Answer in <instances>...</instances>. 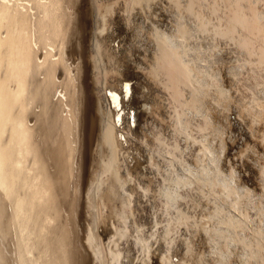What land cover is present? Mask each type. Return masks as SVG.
I'll return each instance as SVG.
<instances>
[{"label": "clouds", "instance_id": "obj_1", "mask_svg": "<svg viewBox=\"0 0 264 264\" xmlns=\"http://www.w3.org/2000/svg\"><path fill=\"white\" fill-rule=\"evenodd\" d=\"M103 4L111 22L108 32L114 30L117 5H124L119 14L130 33L124 56L133 61L134 52L142 54L137 71L158 90V110L167 117L157 115L159 123H150L137 141L147 169L155 174L147 184L128 172L127 154L115 141L110 165L92 182V227L112 231L104 264H121L122 259L130 264L129 243L136 250L131 264H149V254L161 244L162 264H264V152L256 147L264 148V0ZM154 8L159 9L155 14ZM136 10L143 17L140 24L132 19ZM161 12L169 17L170 31L158 27ZM101 57L111 54L97 37L89 60ZM232 110L254 143L233 153L241 164L229 162L225 171L226 130L213 117ZM228 139L235 143L231 135ZM244 161L256 173L255 187L244 182L249 173L241 177L236 170ZM137 198L151 209L150 230L136 222ZM179 247L183 255L173 261Z\"/></svg>", "mask_w": 264, "mask_h": 264}, {"label": "bare ground", "instance_id": "obj_2", "mask_svg": "<svg viewBox=\"0 0 264 264\" xmlns=\"http://www.w3.org/2000/svg\"><path fill=\"white\" fill-rule=\"evenodd\" d=\"M80 5H81L80 0H76V5L73 8L67 10L68 15L71 18L70 21L68 22V27H67L68 35L70 36L73 29L77 28L73 36V40L76 44L75 48L72 47V44L69 40L66 39L63 42H61L57 38L58 32L64 30L63 20H61L59 28H57L55 21H53L52 24L49 25V30L46 34L47 39L45 41V43L47 44L46 49H42L39 44H34V49L36 51L37 65L44 64V61L46 60H50L53 63L59 62V66L56 74L59 73L62 75L60 81L50 82L46 78V74L44 72L43 67H38L36 69V74L32 76L33 103L27 108L26 117H25L29 127L34 130L33 131V140L35 142L34 157L30 156L29 160H32L33 163L42 170L43 176L47 178L46 180L47 186L48 188L51 189L50 195L52 193L55 194L54 196H52L51 199H48L47 197H44L43 194H41V200L37 204V211H39L41 208L46 209L45 215L38 216L37 227L41 228L44 232L46 255L50 257L48 264H62V262H66V264H104L105 250H106V246H108L109 240L111 239L112 231L110 228L107 227L99 228V229H94L92 227V221L89 219V208H90V200H91L90 188L92 186V182L94 179H98L100 176H102L105 170L110 165L111 157L113 155V149H112L113 141H115V143L118 144L121 149H127L131 145H135L136 149L141 154L143 153V150L140 148L137 141L143 137L144 133L147 130H149L148 125L150 123H157V124L159 123L155 118L157 115L161 119L167 118L166 114L162 109L158 110L159 101L156 99L158 90L155 89L147 81L143 73L140 72L138 73L140 75H137L139 77L136 76L137 89L139 91L141 90L147 93V97L146 95L140 97L141 102L140 101L137 102L138 107L136 106L137 104L135 101L129 100L127 98L125 99L123 98L125 96V91H124L125 87L127 86L128 90L132 88L131 87L132 83H130L129 81L130 79L126 81L123 80L121 81V79L118 80L119 79L118 78L115 79L118 80L117 82L118 85L116 84L115 86H113L116 82H114V84H112L111 87L107 85L108 81H106V78L108 77V75L106 76V74L108 73L105 72L106 68L102 66L104 64V57H101L98 61L94 63H91L89 60V55L93 50V42L97 40V37H99V39L102 40L101 38L102 33L107 29V28L105 29L106 26L105 23L108 22V19L107 22L105 20V17H107L105 6L100 0H90L89 2L90 10L89 7L86 6L88 8L87 10H89L90 12L88 13L89 14L88 16V14H84L86 12H84L83 14L80 12V8H79ZM119 6H117V8ZM153 10H155V8ZM162 15L160 14L159 16ZM159 18L158 20H160ZM163 18H164V23L168 21L166 19L167 17L166 18L163 17ZM120 20L121 19H119L118 21ZM87 22L91 23V27L93 30L92 39H90V43H89L91 50L89 55L86 56V60L89 69V79L94 84H96L93 89L95 94L94 96L98 101L106 100V101H111V103L114 104L115 101L111 99L109 93H113L116 96H118V94L116 93V88H119L123 93V95L120 97H122V99L125 101L123 102L124 104L119 110V114H118L119 116L117 117L119 129H116L113 123V111L110 110L105 111L101 107L99 108L100 114L105 116V124L102 126L100 145L97 151L99 162L97 167H95L94 169L92 178L89 179L88 181L85 192H83L82 190V186L84 184V178L81 171V179L78 182L77 191L73 192L72 199H69L68 190H64L63 192L61 191V188L65 182V176L66 175L70 176V168L68 167V161L66 158L70 156L74 151V147L72 145L73 139L76 141V146L79 147L80 150L79 161L81 168L84 163L83 147L85 142H86L87 154H88L89 145H90L89 134H88V123L90 118L89 109L90 106L92 105L91 101H89L92 93L89 92L92 91L88 87L89 94L87 98L86 108L77 114L75 120H70L68 114L71 113V108L69 107V105L71 103V99H70L71 92L73 91V89L70 87V84L73 81V77L76 74V63L71 65L69 60L67 59V54L69 51L71 55L76 56L77 57L76 62L80 61L83 58L82 47H81L82 36L79 29L81 30L86 29ZM121 22L119 24L120 26H121ZM160 23L159 26L163 24ZM168 26L170 27L169 24ZM115 27L116 26H114V28ZM161 29L163 30V28ZM106 38L109 39V37ZM90 47L88 49H90ZM113 47L114 45L112 46V49L108 47V50L111 54V58L107 57L110 62L112 61L115 63V65H113L114 68L112 70H114L116 68L115 66L118 65V60H117L118 57H116V54L118 52L116 51V48ZM122 49L120 47V50ZM121 57L119 58L120 61H121ZM105 63L108 62L105 61ZM105 65L106 64H104V66ZM136 65H140V64L135 63L134 65L131 66L137 70ZM101 66L103 67L104 70H101ZM106 66L108 67L109 64ZM112 74L114 75V73L111 72V76L113 79L115 78L114 76L118 77L117 75L113 76ZM108 79L109 77L107 78V80ZM50 87L54 88V90L57 93V95L51 97V99H49L48 96ZM235 115L237 116V113ZM218 116L226 117L225 115H219V114ZM128 124H132V127L135 132V137L131 136V134L129 133ZM215 124L223 128V126L220 125L219 123H215ZM243 126L245 131L241 143L235 142L233 144V143H229L226 138L224 139L226 154H225V159L222 162V168H224L225 171L227 168V164L229 162L234 161L233 153H236L238 155L240 149L243 148L244 144L254 143V141L251 140L246 130V124ZM166 130L167 132H169L167 128L162 129L164 133ZM165 134L169 137L171 135L170 132ZM245 136H247V139H245ZM117 138H120L119 141H117ZM218 145L219 142H217V146ZM101 147H105L106 150L105 153L101 151L102 150ZM256 147L258 151L264 152V148H261L258 144L256 145ZM197 150L198 149H194L193 153H195V151ZM228 150L231 151L228 152ZM228 155L231 156L229 157ZM245 162L247 163V161H244L242 167H237L236 170L241 177L244 176L245 172L249 173L250 176L246 178V180L248 181V183L246 184L249 187H255L254 171H250V172L245 171L244 170ZM189 163H191V161H189ZM240 164H241L240 161H234L233 166L236 167L237 165ZM146 165H147V157H145V165L142 164L140 165L139 163L131 162L130 165H127L126 167L130 174H140V177L143 178L147 177L148 180L149 175H155V174L152 173L149 169H147V167L145 170L144 168ZM159 183L160 181L158 180L157 184ZM84 193H85V197H83ZM45 199H48L47 203H44ZM139 201L142 200L139 199ZM134 210H137V208ZM149 212H151V210ZM45 220L51 221L49 227H45L44 225ZM69 244L71 245V248L68 247ZM161 246L162 244L159 246L160 249ZM73 248L76 250V255L72 254ZM127 252L130 255V264H131V261L135 259V252H136L132 243H129ZM150 255L151 253L149 254L148 261L151 259ZM172 259L174 258L172 257ZM163 260H164V253L159 252V254L156 256L154 264H162ZM121 264H124L123 259L121 260Z\"/></svg>", "mask_w": 264, "mask_h": 264}, {"label": "snow or ice", "instance_id": "obj_3", "mask_svg": "<svg viewBox=\"0 0 264 264\" xmlns=\"http://www.w3.org/2000/svg\"><path fill=\"white\" fill-rule=\"evenodd\" d=\"M89 2L90 0H80L83 6H87ZM75 5L76 0H0V264H48L50 259L46 255L44 232L37 227L38 216L45 215L46 209L37 211V204L41 200V194L48 199L55 194L50 195L47 178L29 160L30 156L34 157V130L29 127L25 117L27 108L33 103L32 76L36 74V69L43 67L46 78L54 82L59 66V62L53 63L50 60L37 65L34 44L46 49L49 25L55 21L59 28L63 20L64 30L58 32L57 38L61 42L69 40L75 48L73 36L77 28L73 29L70 36L67 33L71 19L67 10ZM79 31L84 50L83 58L75 62L76 74L70 84L73 89L69 105L71 113L68 114L70 120H75L77 114L86 108L88 98L89 69L86 52L89 36L86 29ZM124 91L127 98V86ZM56 95L54 88L50 87L49 99ZM109 96L115 101L113 107L119 109L120 97L113 93H109ZM72 145L74 151L66 158L70 176H65L61 188L62 192L68 190L69 199L77 191L81 171L85 179L88 174L86 142L83 147L82 168L79 161L80 150L74 139ZM244 170L253 171L246 162ZM254 174L256 175L255 172ZM244 182L248 183L247 180ZM50 224L51 221H44L45 227ZM68 247L71 248V245ZM163 252L162 247L161 253ZM179 252L183 255L182 247H179ZM72 254L76 255L74 248ZM173 256L176 254L173 253Z\"/></svg>", "mask_w": 264, "mask_h": 264}, {"label": "rangeland", "instance_id": "obj_4", "mask_svg": "<svg viewBox=\"0 0 264 264\" xmlns=\"http://www.w3.org/2000/svg\"><path fill=\"white\" fill-rule=\"evenodd\" d=\"M102 3H103V0H100ZM117 6H119V5H117ZM122 6V7H121ZM87 7H89V10H90V5L88 4L87 5ZM86 6H83V5H80V12L83 14L84 12H86V13H84V14H88V13H90L89 12V10H87L88 8H87ZM122 8H124V5L122 4V5H120L118 8H117V11H118V13H119V9L120 10H123ZM86 11H85V10ZM155 10H156V8H155ZM155 10H153V12H157V10L159 11V9L157 8V10L155 11ZM137 11V10H136ZM116 14V17H115V21H113V25L114 26H116L115 28H114V30H113V32H110V34H109V32L107 33L106 31H104L103 33H102V40L103 41H106V43L108 44V46L107 47H109V48H111L112 49V46L114 45V47L116 48V51L118 52L117 54H118V56H117V54H116V57H118L117 58V60H118V65L117 66H115L116 68L114 69V70H112L114 67H113V65H115V63L114 62H110L109 60H108V58L106 57H104V64H106V65H108L109 64V66L107 67L106 65L104 66V64L102 65L104 68H106V73H108V74H106V76L108 75V77H109V79L107 80V78H106V81H108V83H107V85L108 86H110L111 87V85L112 84H114V82H116L113 86H115L116 84L118 85V80H120L121 79V81L123 80V81H126V80H129L130 81V83H132L133 84V86H132V84H131V87L132 88H130L129 90H128V93H127V99H129V100H132V101H135L136 102V106L138 107V103L137 102H139L140 101V97L141 96H145L146 95V97H147V93H145V92H143V91H139L138 89H137V77H139V76H137V75H140V74H138V73H140V72H136L137 70L136 69H134L131 65H134L135 63H138V64H143L144 63V61H143V58H142V55H140V54H136L135 52L133 53V55L135 56V59L133 60V61H129L125 56H124V52L123 51H125L126 50V48H127V38H128V36L130 35V33H127L126 31H125V28H124V26L122 27V25H123V21H122V19H121V17H119V15L120 14ZM139 13V14H138ZM155 13H153V14H155ZM162 16H159V17H162V18H159L160 20H158V26H159V23H160V21H161V19H162V21H161V23H163L162 25H160L159 27L160 28H163V30H167V31H169V30H171V26L169 27L168 26V24L169 23H167L168 21H169V17L168 16H166L164 13H160ZM88 16H89V14H88ZM118 16V17H117ZM163 17H167L166 19L168 20V21H166L165 23H164V18ZM143 17L142 16H140V12H139V10L137 11V12H135V15H134V17L132 18L133 19V21H134V23L135 24H140V23H142L143 22V19H142ZM107 17H105V20H106V22H107ZM119 19H121L120 21H119V23H117V21L119 20ZM122 21V22H121ZM109 22V23H108ZM108 24L107 23H105L106 24V26H105V29L108 27V25L111 23L109 20H108ZM120 22H121V26L119 25L120 24ZM160 23V24H161ZM87 24V28H86V30H87V33H88V36H89V39H88V43H87V51H88V53L86 52V56H88L89 55V53H90V50H91V47H90V39H92V35H93V30H92V27H91V23L90 22H87L86 23ZM166 24V25H165ZM170 25V24H169ZM165 26V27H164ZM167 26V27H166ZM118 27H119V29H118ZM121 27V28H120ZM168 27H169V30H168ZM123 28V29H122ZM116 29V30H115ZM121 29V30H120ZM108 35H107V34ZM112 33V34H111ZM104 37V38H103ZM106 37H109V39H107ZM111 39V40H110ZM112 40H113V42H112ZM110 42V43H109ZM89 45V46H88ZM111 45V46H110ZM81 47H82V53H83V50H84V46H83V42H82V38H81ZM90 47V49H88ZM113 47V48H114ZM120 47H121V49L122 50H120ZM66 52V51H65ZM123 52V53H122ZM120 53H122V54H120ZM119 54H120V56H119ZM122 56V57H121ZM121 57V61H120V58ZM124 57V58H123ZM227 57L225 56V59H226ZM67 59L69 60V62H70V64L72 65V64H74L75 62H76V60H77V57L76 56H74V55H71V53H69V51H68V54H67ZM105 61L106 62H108V63H105ZM124 62V63H123ZM125 63H126V65H125ZM125 66H124V65ZM129 65V66H128ZM101 66V70H104L103 69V67ZM111 66V67H110ZM129 67H131V68H129ZM111 70H109V69ZM117 69V70H116ZM136 70V71H133V70ZM111 72L112 73H114V75H117L118 77H116V76H114L113 74V76L115 77L114 79L112 78V76H111ZM116 72H118V73H116ZM136 73V75H135V73ZM119 74V75H118ZM110 76H111V78H110ZM120 76V77H119ZM137 76V77H136ZM61 78H62V75L61 74H56V78H55V80L54 81H60L61 80ZM119 78V79H118ZM112 79V80H111ZM115 79H118V80H115ZM115 80V81H114ZM109 82H111V83H109ZM113 82V83H112ZM227 82V81H226ZM110 84V85H109ZM95 85L96 84H94L90 79H89V81H88V87H89V89H91V91L92 92H89V93H92V95L90 96L91 98L89 99V101H91V106H90V109H89V123H88V134H89V140H90V145H89V150H88V154H87V162H88V165H87V168H88V174H87V178L85 179L84 178V184H83V186H82V190H83V192H85V190H86V188H87V184H88V181H89V179H91L92 178V174H93V172H94V169H95V167H97V165H98V162H99V159H98V155H97V151H98V148H99V145H100V138H101V131H102V126L105 124V116H103V115H101L100 114V107L102 108V109H104L105 111L106 110H110V111H113V123H114V125H115V128L116 129H119L118 128V126H119V124H118V119H117V117L119 116L118 114H119V110L121 109V107L123 106V102L125 101V100H123L122 99V97H120V96H122L123 95V93H122V91L119 89V88H116V93L118 94V96L120 97V100H119V103H120V107H119V109H116L115 107H113V104L111 103V101H98L96 98H95V94H94V87H95ZM103 85V84H102ZM226 85H227V83H226ZM135 90V91H134ZM88 93V94H89ZM129 97V98H128ZM124 99H125V96L123 97ZM122 100V101H121ZM141 102V101H140ZM104 111V112H105ZM236 114V112H235V110H232L230 113H228L227 115H226V117H223V116H218V114L217 115H215L214 117H213V120H214V122L215 123H219L220 125H222L223 126V128L226 130V135H225V138L227 139V141L229 142V139H228V137H229V135H231L232 137H233V139L235 140V142H239V143H241L242 142V140H243V137H244V131H245V129H244V126L243 125H241L240 124V122L237 120V116L235 115ZM139 121H140V119H139ZM128 131H129V133L131 134V136H133V137H135V132H134V129H133V127H132V124H128ZM165 133H169V132H167V130L165 131ZM119 139L120 138H117V141H119ZM230 143V142H229ZM101 151L103 152V153H105V147H101ZM122 151H124L127 155L124 157V164H125V166H127V165H130V163L131 162H133V163H139L140 165L142 164V165H145V154H144V152L143 153H139L138 152V150L136 149V146L135 145H131L129 148H127V149H121ZM102 153V154H103ZM142 155V156H141ZM145 170H146V166H145V168H144ZM122 175H123V173H122ZM131 175H133L134 177H137V176H139L140 177V174H131ZM148 176V175H147ZM150 176V175H149ZM148 183V180H147V177L145 178H143L142 180H141V184L142 185H144V184H147ZM156 183H158V180H157V182ZM128 191H132V189H131V187L129 188V189H127ZM153 190H155V185L153 186ZM83 197H85V193L83 194ZM141 200V199H140ZM137 204V205H136ZM139 204H141V205H139ZM142 204H144V205H142ZM141 206H142V209H141ZM137 208V210H134L136 213H137V217H136V222L137 223H140V224H143L145 227H147L149 230H150V227H151V212H149L151 209H149L148 208V206L147 205H145V202H143V200L142 201H139V198H137V199H135L134 201H133V209H136ZM149 211H148V210ZM142 213V214H141ZM150 226V227H149ZM163 247V245L161 246V248ZM164 249V248H163ZM161 253V249H160V247H158V249H156L155 250V253L154 252H152L151 253V259L149 260V264H154L155 263V259H156V256L159 254V252ZM158 252V253H157ZM156 253H157V255H156ZM175 254H176V256H173V260L175 261V258L178 256L179 258H180V256H182V255H179L180 254V252L178 251V252H174ZM154 255V256H153ZM135 256H136V252H135Z\"/></svg>", "mask_w": 264, "mask_h": 264}]
</instances>
